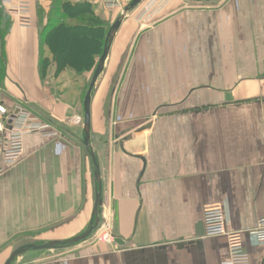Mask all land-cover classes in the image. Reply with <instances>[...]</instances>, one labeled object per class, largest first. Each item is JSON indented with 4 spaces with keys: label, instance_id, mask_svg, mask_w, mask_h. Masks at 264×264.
<instances>
[{
    "label": "crops",
    "instance_id": "obj_1",
    "mask_svg": "<svg viewBox=\"0 0 264 264\" xmlns=\"http://www.w3.org/2000/svg\"><path fill=\"white\" fill-rule=\"evenodd\" d=\"M198 1L157 0L146 13V0L129 14L92 94L99 216L122 251L87 240L27 251L35 264H221L227 238L205 234L212 208L228 233L244 234L251 264H263L248 233L264 218V0ZM30 3L28 27L0 6V87L9 107L24 104L61 135L27 136L23 157L1 167L0 264L15 246L84 234L97 193L81 117L91 72L42 69L53 0ZM90 3L109 30L123 13Z\"/></svg>",
    "mask_w": 264,
    "mask_h": 264
},
{
    "label": "built area",
    "instance_id": "obj_2",
    "mask_svg": "<svg viewBox=\"0 0 264 264\" xmlns=\"http://www.w3.org/2000/svg\"><path fill=\"white\" fill-rule=\"evenodd\" d=\"M30 1L0 0V6L16 20L19 26L28 27L31 24ZM85 1L99 4L107 10L119 9L122 11L132 2V0ZM156 2L157 0H152L151 5L147 6V9H150L146 13L151 12V8ZM32 134H39L43 138H58L61 135L53 122L42 120L24 104L9 107L0 87V172L2 166L16 164L23 157L25 138ZM204 224L206 237L225 236L227 238V254L221 264H251L250 256L244 247V234L242 232H227L225 214L222 209L206 210ZM102 225L104 231L99 235L98 240L107 245L115 244L116 236L112 232L111 224L103 222ZM248 234L258 247L264 249V218L260 219L256 228Z\"/></svg>",
    "mask_w": 264,
    "mask_h": 264
},
{
    "label": "trees",
    "instance_id": "obj_3",
    "mask_svg": "<svg viewBox=\"0 0 264 264\" xmlns=\"http://www.w3.org/2000/svg\"><path fill=\"white\" fill-rule=\"evenodd\" d=\"M108 31L89 1L54 0L41 33V43L50 51L42 57V69L52 61L58 70L70 65L77 75L93 73Z\"/></svg>",
    "mask_w": 264,
    "mask_h": 264
},
{
    "label": "water",
    "instance_id": "obj_4",
    "mask_svg": "<svg viewBox=\"0 0 264 264\" xmlns=\"http://www.w3.org/2000/svg\"><path fill=\"white\" fill-rule=\"evenodd\" d=\"M144 1L146 0H132V2L124 9L121 16L114 22V24L111 26L106 40H105V46L103 53L101 57L99 58V61L97 63L96 69L93 73L87 94L84 98V124H83V132H84V139L83 144L85 148L90 152V156L92 158L93 164L95 166V179L97 182V193H96V201H95V207L93 212V220L91 222L90 228L81 236L74 238L72 240L66 241V242H53L48 245L43 246H34V245H27L22 246L18 249H16L9 257V259L6 261L5 264H12L13 261L17 258H19L22 254L26 253L29 250H46V249H55V248H66L69 246H73L75 244H79L81 242L86 241L94 232V230L97 228L99 222H100V206L102 204V180H101V172H100V166L98 164L97 158L95 153L91 149V103H92V94L93 91L99 81V78L103 74L105 70V65L108 60L111 46L113 44L114 38L117 34V32L120 30L123 21L129 14H131L137 7H139ZM192 1V0H187ZM116 244L122 245V241L117 239ZM184 245H180L179 247H183Z\"/></svg>",
    "mask_w": 264,
    "mask_h": 264
},
{
    "label": "rangeland",
    "instance_id": "obj_5",
    "mask_svg": "<svg viewBox=\"0 0 264 264\" xmlns=\"http://www.w3.org/2000/svg\"><path fill=\"white\" fill-rule=\"evenodd\" d=\"M219 1L220 0H212V1L201 0L200 2L198 1V3H202L200 5H203L206 8L215 9V8L221 7V2H219ZM120 11H122V10H120ZM91 76H92V72L82 81L83 91H84L83 92V96H85V94H86V91L88 89V86H89V83H90V80H91ZM81 117H82V121H83L84 120L83 112L81 114ZM103 221H104V219L101 217L97 228L94 230L93 234L87 240H93L94 242H97V244H100V245H103V246H108L111 252L120 253L122 250H121V248L115 246L116 243L115 244H111V245H107V244L101 243L98 240L99 235H101V233L104 231L103 228H102L103 227V225H102ZM112 229H113L112 230L113 234H115L114 233V228H112ZM15 247L17 249V248H20L21 246H15ZM70 247L71 246H69V248ZM66 248H68V247H66ZM65 250H66L65 248H55V249H51L48 254L49 255L57 254V253H60V252H64ZM27 254H31V253H27ZM49 255H46V256H49ZM41 256H44V255H41ZM35 263L36 262H35V259H33V257H28V255H26V253H24L19 258L15 259L12 264H35Z\"/></svg>",
    "mask_w": 264,
    "mask_h": 264
}]
</instances>
